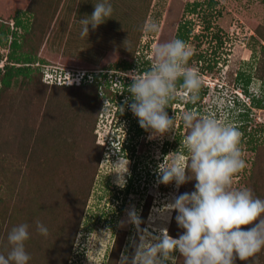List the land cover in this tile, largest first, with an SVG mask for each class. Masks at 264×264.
Returning <instances> with one entry per match:
<instances>
[{
  "label": "rangeland",
  "instance_id": "rangeland-1",
  "mask_svg": "<svg viewBox=\"0 0 264 264\" xmlns=\"http://www.w3.org/2000/svg\"><path fill=\"white\" fill-rule=\"evenodd\" d=\"M50 1L47 2L50 6L46 13L41 14L42 1L34 0L36 17L24 14L23 17L35 20V29L26 40L19 39L24 43L19 51L36 49L38 56L51 60L55 65L67 67L65 78L68 83L77 81L79 69L93 70L103 65L112 68L115 60H123L125 57L132 58L133 63L132 67L125 70L129 78L137 75L147 61L150 63H146L149 70L154 46L176 39V29L182 21L190 29V37L183 40L192 51L189 66L198 71L203 87L208 88L206 95L197 101L193 110L202 115H214L235 126L241 123V114L247 110L252 126L256 127L264 121V0H110L114 9L113 17L96 30H91L89 26L88 41L80 36V20L94 11L93 2L96 0ZM195 3H198L196 11H191ZM185 5L190 10L182 15ZM2 21L13 27V21L0 18ZM149 22L157 23L159 32H143V25ZM24 30L18 29L19 34ZM217 34L223 40L221 45L216 39ZM12 39L13 34H9V44ZM0 51L4 60L0 61V66H3L11 48L0 46ZM209 63L214 66L211 70L207 68ZM55 65L45 67L46 78L50 81L55 78L52 73L58 70ZM248 75L250 80L246 78ZM9 92H13L11 96L15 97L16 105H23L22 97L16 96L14 87ZM23 93L27 94L25 97L33 96L31 100L36 97L35 91L29 93L22 90L20 94ZM130 98L132 94L128 92L122 99V107L104 100L96 139L91 143L88 158L95 165V177L91 185H85L80 179L78 184H71L70 187L63 184L61 178L56 179V189L47 185L56 170L48 166L47 154H38L34 159L27 157L25 160L20 156L15 157L16 152L11 145L15 139L11 128L14 121H9L11 117L5 116L4 121L0 119V191L4 192L6 201L13 198L16 213L9 216L13 226L27 223L33 228L30 229V239L26 241V251L31 256L29 264H47L48 261L61 264L63 259L60 257L63 253L64 256L68 254L66 241H62L58 247L52 245L59 237L55 230H51L47 237L37 230V221L45 224L48 218L54 216L59 221L69 218L67 221L72 220L78 225L68 264H109L114 250L119 249L118 256H114L117 262L126 249L131 252L133 239H138L136 227L128 223L127 212L132 208L136 209L143 221L141 228L155 230L166 227L169 231L174 211L171 219H168L164 209L173 202L179 188L175 182L167 185L158 183V165L165 157L171 164L175 156L184 153L183 145L176 149L173 142L181 125L182 114L188 111L184 105L186 102L177 99L172 105V111L168 112L170 117H176L175 133L149 139L150 133L139 125L138 118L127 106L131 103ZM258 100L263 102L262 106L256 104ZM50 109L48 99L45 98L40 115L32 118L31 122L36 126L42 124ZM13 116L18 118L20 114ZM85 119L86 114L79 115L78 120L85 128L80 129L83 130L82 134L75 129L76 136L81 138L83 134H89L94 138V130ZM16 126L14 123V130ZM241 147L246 161L245 168L248 170L253 151L244 143H241ZM85 155L88 157L89 153ZM78 160L82 162L83 158ZM243 171L233 177L234 187H248L242 178ZM120 173H124L127 181L124 187L116 183ZM254 187L257 192L263 191L260 198L264 199V189ZM28 188L32 191L27 194L25 191ZM251 226L245 225L246 228ZM36 234L46 238L41 248L33 245L32 240ZM4 246H0V250L11 248L8 244ZM36 249H39V254L44 252L43 261L37 259L38 253L34 252ZM178 260L177 263L181 261ZM253 264H264V251L257 254Z\"/></svg>",
  "mask_w": 264,
  "mask_h": 264
},
{
  "label": "clouds",
  "instance_id": "clouds-1",
  "mask_svg": "<svg viewBox=\"0 0 264 264\" xmlns=\"http://www.w3.org/2000/svg\"><path fill=\"white\" fill-rule=\"evenodd\" d=\"M93 3L94 11L80 20L81 38L89 37V26L96 30L113 17L110 0ZM159 30L155 22L142 27L146 33ZM153 53L150 69L131 76L128 91L132 102L127 105L139 125L150 133L149 139L175 133L176 117H170L166 109L177 99L195 104L203 86L198 71L189 66L192 51L182 39L161 42ZM181 119L187 129L182 141L184 153L175 156L171 164L165 157L157 174L158 183L175 182L177 189L196 181L195 190L175 196L164 209L168 219L176 212L175 221L184 231L174 237L166 227L141 228L143 221L132 208L127 212L128 223L136 227L138 239H133L132 251L126 249L118 264H177L181 257L183 264H236L237 259L248 262L257 258L264 251V199L251 188L233 186V177L246 167L241 132L232 123L194 110L183 112ZM126 182L120 173L116 183L124 187ZM29 227L22 223L11 229L7 235L11 248L7 255L0 254V264H29ZM36 227L48 236L46 225L37 221Z\"/></svg>",
  "mask_w": 264,
  "mask_h": 264
},
{
  "label": "trees",
  "instance_id": "trees-1",
  "mask_svg": "<svg viewBox=\"0 0 264 264\" xmlns=\"http://www.w3.org/2000/svg\"><path fill=\"white\" fill-rule=\"evenodd\" d=\"M33 1L34 0H0V18L13 21V27H11L9 23L0 22V46H9L11 48V51H9L6 56L7 58L4 65L0 66V119L4 121L3 116L11 117L8 118L9 121H14L13 125L14 123L17 125L15 130L13 129V125L11 126L13 137L16 139L15 140L11 135L13 138V143H11V145L16 153L13 150H10V152L13 151L16 154L15 157L20 156L23 160L27 157L34 159V156L38 154H47L49 157L48 166L56 169L53 171L52 180L50 183H47V185H52L53 189H56V183L58 182L56 181L57 178H61V180L64 181L63 184L69 185L70 187L71 184L76 185L81 180L85 185L86 183H90L91 185L95 177L93 170L95 165L92 160H88V158L90 156L91 143L96 139V128L104 107V100L107 99L109 103L117 104V106L122 107V99L128 94V90L133 82L129 76L125 75V73L127 74L125 70H128L133 65L132 58L125 57L123 60H115L116 62L113 64L112 68L103 65L102 68H93V70L91 68L79 69L86 71L83 80L81 82L68 83L65 78L67 74L65 69L67 67L55 65L51 60L38 56V51L36 49L35 51L33 49L31 51H19V49L24 46V43L19 39L24 38V40H26L34 33L35 28L33 22L35 20L31 21L30 17H36L35 15L37 14ZM41 1V14H44L50 6L47 4L49 0H40V2ZM197 6L198 3H195L193 7L190 8L191 11H196ZM190 9L189 6L185 5L182 15L185 14L186 10ZM27 13L30 14V17H23L24 14L26 15ZM186 24L187 23H182V21L178 23L176 29L177 38L187 40L190 37V29L186 27ZM20 28L25 30L19 34L18 29ZM207 28H209V26H207ZM9 34H13V39L10 44L8 43ZM85 39L88 41V37H85ZM216 39H218L220 45L223 43L219 34L216 35ZM2 60L3 55L0 51V61ZM146 63H148V61ZM146 63L139 69L138 74L148 70ZM46 65H55L63 68L64 70L61 72L56 71L52 73L56 75V77H59L61 74V76L64 77L63 81H58L57 78L51 81L48 80L46 78ZM207 68L211 70L214 66L209 63ZM110 70H114L115 72H109ZM118 72L121 73L118 74ZM246 78L250 80L251 77L248 75ZM13 87L15 88L16 96L18 97L19 95L22 97L23 105L15 104L16 99L11 96L13 92H9ZM22 90L29 93L35 91L36 97L31 100L33 96L25 97V95H27L26 93L21 95L20 93ZM207 90L208 88L202 86L199 92V100L203 99ZM45 98L48 99V107L51 109L49 113L44 116L41 122L42 124L36 126L34 122H31V119L40 115V109ZM80 100L82 102L81 105H79ZM130 101L132 102V98H130ZM175 102L176 100L170 103V106L166 109L167 112L172 111V105ZM196 103L198 104V102ZM196 103H185L184 105L187 110H193V108L197 106ZM256 104L262 106L263 102L258 100ZM16 113L20 114L18 118L13 116ZM82 113L86 114L85 120L89 121V125L94 130V138L90 137L89 134L85 136L83 134L81 138L76 136L75 129H78L79 134H82L83 130L80 129L85 128V125L81 124L78 120L79 115ZM21 116L23 118H20ZM241 116L243 120L236 126L242 133L241 143L248 145L250 150L253 151V158L249 160L251 161V167L248 170L246 168L243 169L242 178L243 180L245 179L246 186L251 188L256 196L260 197L263 191L257 192L254 185L264 189V121L254 127L251 125L249 110L243 112ZM184 129L186 128L183 125V121H181V125L175 134V140L173 142L176 145V149L177 147L179 149L184 136L187 134V129L182 133ZM86 131L89 133V127H87ZM109 136L110 133L106 135V141ZM75 137L77 138L75 139ZM87 153H89V155L85 157ZM78 158H83L82 162H79ZM62 164H64L65 167ZM195 183L196 181L192 180L181 185L178 190V195L184 192L190 193L195 190ZM84 184H82V186H84ZM31 191L32 189L28 188L25 193L27 192L28 194V192ZM66 192L69 194V189H67ZM3 195L4 192L0 191V246L5 247V244L9 245L7 235L14 227L13 222L9 220V216L15 215L16 210H14L13 198L6 201ZM175 215L176 212L174 211L169 229V234L174 237L182 232H180L177 227ZM67 219L69 218L59 221L54 216L48 218L46 221L47 223L44 224L48 227L49 232L55 230L57 236H59L56 241L52 242V245L58 247L57 245L62 241L67 242L68 246L66 249L68 254L64 256V253L60 250V252L63 253L62 256H64V258L62 256L60 257L63 259L61 264H68L78 232V225H76V222L71 220L72 223H70L71 221H67ZM243 227L246 228L245 226ZM30 229L33 228L29 227V232ZM32 241L35 248H41V245L45 244L46 238H41L40 235H37L34 236ZM9 250L8 248L3 249V251L0 250V254L7 255ZM38 250L36 249L34 252L38 253ZM118 250L119 249L113 251L109 264H113L114 261L117 262L114 256H118ZM43 254L38 253L37 259L39 261L44 260ZM54 256L56 257L57 255ZM180 259L182 263L179 261ZM179 260L177 264H183V258L181 257ZM237 261L236 264H253L254 258H250L248 262L240 261L239 259H237ZM47 264L53 263L48 261ZM116 264H118V262Z\"/></svg>",
  "mask_w": 264,
  "mask_h": 264
},
{
  "label": "built area",
  "instance_id": "built-area-1",
  "mask_svg": "<svg viewBox=\"0 0 264 264\" xmlns=\"http://www.w3.org/2000/svg\"><path fill=\"white\" fill-rule=\"evenodd\" d=\"M56 68H57L58 70H57ZM56 68H55V69L57 70V72H61V71H62V68H60V67L58 68L57 66H56ZM67 71H68V70H67ZM78 71H80V72L77 73V78H76L77 81H76V82H81V81L83 80L84 76H85V72H86V71H84V72H83V70H82V71H81V70H78ZM52 75H53V74H52ZM66 75H67V74H66ZM53 76H54L55 78H57L58 81L64 79V77H63L62 79H59V77L61 76V74L59 75V77H56V75H53ZM70 77H71V76H70ZM55 78H54V79H55ZM60 78H61V77H60ZM52 80H53V79H52Z\"/></svg>",
  "mask_w": 264,
  "mask_h": 264
}]
</instances>
